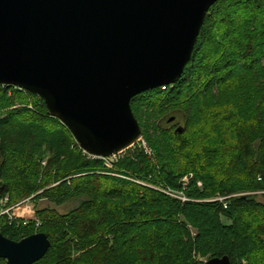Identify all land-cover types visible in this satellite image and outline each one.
<instances>
[{"label":"trees","instance_id":"trees-1","mask_svg":"<svg viewBox=\"0 0 264 264\" xmlns=\"http://www.w3.org/2000/svg\"><path fill=\"white\" fill-rule=\"evenodd\" d=\"M261 61L264 0H218L207 12L181 78L171 87L131 100L141 134L144 129L133 109L140 103L166 110L164 119L157 118L159 126L182 119L184 145L176 146L181 160L156 165L142 149L129 148L112 172L173 189L185 173L195 172L203 187L192 182L187 203L151 186L107 176L103 161L86 159L39 97L0 86V197L7 196L9 206L29 198L35 204L44 200L55 207L75 205L65 214L49 206L37 210L38 227L33 220L0 216V234L13 242L45 234L50 247L34 264H204L223 256L231 264H264V80L251 94L211 107L195 141L190 114L215 89L231 88L261 70ZM8 93L22 103L12 105ZM224 123L243 136L234 149H223L207 136ZM233 151L226 176L206 173L204 164L198 167L197 157L215 162ZM45 157L46 171L39 164ZM242 173L250 178L248 191L262 193L263 201L255 195L236 197L224 209L216 196L234 194L240 184L233 177ZM51 181L57 184L43 190ZM93 223L99 224L94 226L96 239ZM0 264L5 261L0 259Z\"/></svg>","mask_w":264,"mask_h":264},{"label":"water","instance_id":"water-1","mask_svg":"<svg viewBox=\"0 0 264 264\" xmlns=\"http://www.w3.org/2000/svg\"><path fill=\"white\" fill-rule=\"evenodd\" d=\"M217 1L0 0V86L39 97L79 149L118 156L141 137L131 100L181 78ZM49 247L43 233L0 234L5 264H34Z\"/></svg>","mask_w":264,"mask_h":264},{"label":"rangeland","instance_id":"rangeland-1","mask_svg":"<svg viewBox=\"0 0 264 264\" xmlns=\"http://www.w3.org/2000/svg\"><path fill=\"white\" fill-rule=\"evenodd\" d=\"M261 70H259L258 72L256 71L255 73L251 74L249 77H251V80H249L248 78L244 79V80H238L235 82V85L232 86L231 88H222V89H215L213 91V94L210 95L208 98H206V100H204V102H201L198 104L197 107L194 108V110L191 111V117H192V121H193V128L192 131L193 132V140L195 141V137H200V134L203 133L204 130V126H202V124L205 122L206 116L207 114H209L211 107H215L216 105H220V103H227L229 101H231V99H235V98H240L246 95L251 94V91L253 89H256L255 87H258L259 82H262L264 80V61H261ZM8 98H12L14 101V106H18L22 103L21 100H18L17 98L15 99L14 96L12 95V93H8ZM146 102V101H144ZM149 108V109H148ZM152 106H146L145 104L140 103V105H136L133 107L134 112L136 114V116L138 117L140 123L143 126V133L141 134V137L139 138V140L130 147V150H134L135 148L138 149H142L143 152H145L147 154V157L149 158V160L151 161L152 164H168V165H174L176 163V161H174L177 157V159L181 160L179 157L178 152H177V147H181L183 148L182 144V140H184L185 138V132H184V127L182 122V119L178 118V124H173V118H171V121L166 120L163 121L160 126L157 123V118H163L166 116V110H162V111H155L152 110ZM8 109H4L3 111H6ZM1 113V112H0ZM165 115V116H164ZM175 122H177L176 120H174ZM245 127L246 125L243 124ZM168 127L170 128L168 132H164V129ZM230 131L227 124L224 123L221 127L218 128H213L211 129V133H209L207 136H209V141L211 143H216L218 144L219 147L223 148V149H234V145L238 142V140H240L242 137H240L238 131H236L237 129H233ZM245 128H240V130H244ZM179 130V131H178ZM71 135V134H70ZM71 137V136H70ZM72 141L77 145L75 139L73 138V136L71 137ZM149 141H153V142H149ZM159 147H158V145ZM177 144H181L177 145ZM78 146V145H77ZM156 147V148H155ZM128 150V149H127ZM125 153H127L126 151L118 154V156L116 158H113V162L117 163L119 162V160H121ZM157 153H161L162 157H160L159 159H157L156 155ZM228 152L226 153L225 156H222L220 158H218L215 162L213 161H207L204 162L205 160L200 159V157H197L196 161L199 163V168H201V166L204 164V166L206 167V173L209 174H215L217 177H223L226 176L227 170H228V163L227 160L234 154V151L231 152L229 155H227ZM186 156H184L183 158H185ZM48 161V157H45L43 160H41V162L39 163L41 165V168L44 169V171H46V164ZM104 163V162H103ZM105 164V163H104ZM107 166H105L106 168ZM46 169V170H45ZM107 170L105 171V173L107 174V176L109 177H115L118 179H121L123 181H131L133 183H137L139 185H144V187H153V183L149 182L148 180L146 181H142V180H138L137 178H134L132 175L129 174H121V172L118 173H114L112 172L113 169H111L110 167L106 168ZM104 173V174H105ZM187 177L186 182L184 181V184L186 185L185 187V191L183 192V196L186 197V192L189 188V186L191 185L192 182L195 181V186L196 183H199L200 186L197 188H202V182L200 180H195L194 176H195V172H189V173H185L184 176H182L179 180H178V188L173 189L170 188L174 191V192H181L182 190V183L180 182L181 180L183 181L184 177ZM233 179H236V182H239V186H237L236 188H238V190L234 193L231 194L230 196H222V195H218L219 197H228L227 202L229 203L230 199L232 198H236V197H241V196H247V195H255V198L262 202L263 198H262V193L258 192V193H253L251 191H248V185H250V178L249 176H247L245 173L242 174H237L235 177H233ZM40 181V180H39ZM259 181V180H258ZM57 184L56 181H51V183L49 185H46L47 187L43 188V190L49 188V187H53ZM111 186V185H110ZM106 187V186H105ZM143 193V191L141 192ZM179 194V193H178ZM188 199V198H187ZM1 203H0V209H9L10 214L12 215L13 219H22L23 221H26L24 219L27 218V220H39L36 217V211L37 210H42L44 208H46V206L55 209L56 211H58V213L60 214H65L70 207H74L75 205L70 203L67 204L65 206L62 207H55L53 206V204H48L47 202H45L44 200H39L36 204L33 202V200H31L29 198V201H25L22 200L18 203H15L11 206L8 205V198L7 196H2L0 197ZM19 206H16L17 204H20ZM12 209V210H11ZM7 218V217H6ZM24 218V219H23ZM8 219V218H7ZM224 224H229L226 220H223ZM99 225V224H95L93 223V239L95 238V231H98L97 229H95L94 226ZM91 229V230H92ZM194 234V231H191ZM99 233V232H98ZM102 232H100L101 234ZM102 235V234H101ZM135 255H131V257L133 258ZM208 260V259H207Z\"/></svg>","mask_w":264,"mask_h":264},{"label":"built area","instance_id":"built-area-1","mask_svg":"<svg viewBox=\"0 0 264 264\" xmlns=\"http://www.w3.org/2000/svg\"><path fill=\"white\" fill-rule=\"evenodd\" d=\"M171 86L172 85H170V87ZM165 87H169V86H162L161 89L164 90ZM83 154L86 156V159H90V160L98 159V160L103 161L105 163V166L110 167L111 169H112L113 164H114L113 158L117 157V156H113L111 158H102V157H97V156L90 155V154L86 153L85 151H83ZM187 177L188 176L184 177L183 181L182 180L180 181L182 183L181 192H174L170 187H164V186H159V185L158 186H154V187H150V188L158 191L159 193H162V194L168 196L169 198L175 199V200L179 201L180 203H187L190 200L187 199L185 196H183V192L185 191V187H186V185L184 184V181L186 182ZM196 186L199 187L200 184L196 183ZM216 197H217L216 201H218L220 204H222L223 208L226 209L227 206H228V202H227L228 197H219V196H216ZM1 201L2 200H0V203H1ZM25 201L27 202V201H29V199H27ZM21 204L22 203L17 204L16 206H19ZM0 216L7 217L9 221L13 220L12 215L9 212V209H6V210L0 209ZM26 219H24V220H26ZM34 221H35L36 227H38L40 223L36 219Z\"/></svg>","mask_w":264,"mask_h":264},{"label":"flooded vegetation","instance_id":"flooded-vegetation-1","mask_svg":"<svg viewBox=\"0 0 264 264\" xmlns=\"http://www.w3.org/2000/svg\"><path fill=\"white\" fill-rule=\"evenodd\" d=\"M173 119H174V118H173ZM174 120H176V119H174ZM174 120H173V124H178V122H175ZM176 121H177V120H176Z\"/></svg>","mask_w":264,"mask_h":264}]
</instances>
